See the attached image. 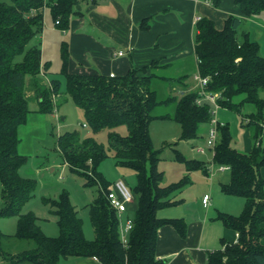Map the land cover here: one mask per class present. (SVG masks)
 <instances>
[{
  "label": "trees",
  "instance_id": "1",
  "mask_svg": "<svg viewBox=\"0 0 264 264\" xmlns=\"http://www.w3.org/2000/svg\"><path fill=\"white\" fill-rule=\"evenodd\" d=\"M223 0H211L217 8ZM245 17L264 13V0H234ZM78 0H11L0 2V217L18 218V240L32 242L34 247L17 254L6 252L3 243L7 235L0 231V256L3 264H60L62 259L97 258L101 264H165L157 258L159 230L174 227L185 238L188 224L184 218L163 219L159 212L176 204L173 199L183 184L162 186L163 174L158 171L161 151L153 150L150 126L155 120H172L182 127V139L194 141L201 137V126L213 118L209 103L198 105L197 88L187 85L188 76L166 77L157 70L158 63L143 68L132 67L122 76L111 77L95 73L70 71V52L64 43L61 48V74L73 102L85 116L89 128L97 133L107 128L126 125L128 135L112 132L109 149L120 165L133 169L137 184L130 187L137 209L129 242L124 245L120 234L117 211L111 206L108 193L110 183L100 172V164L108 157L103 144L94 139L81 141L75 132L58 137V148L71 171L85 180L88 187H98L97 198L89 205L95 239H86L83 221L69 194L63 192L58 200L46 199L55 208L60 235L48 236L38 225L32 212H23L37 189L34 179L20 174L29 160L18 151L19 129L26 124L31 96L34 92L38 111L52 114L55 97L61 82L52 79L44 84L43 75L49 63L43 62L40 44L30 45L45 25V10L50 9L56 25L66 30L75 13ZM245 19L231 15L223 29L214 21L202 18L197 22L195 53L197 72L209 77L207 91L219 93V105L236 111L245 118V127L252 131L254 146L242 153L232 146L229 125L218 126L219 140L214 162L230 166L231 181L223 185V192L245 198V210L239 217L218 212L215 220L238 233V240H222L223 248L210 252L204 264H264V55L257 41L242 27ZM159 71V72H158ZM171 83L162 96L157 82ZM242 97L239 101L236 98ZM174 105L171 113L157 114V109ZM245 104H252L255 112L243 115ZM189 171L204 170L206 163L179 156ZM148 164L151 172L148 173ZM2 203V205H1Z\"/></svg>",
  "mask_w": 264,
  "mask_h": 264
},
{
  "label": "crops",
  "instance_id": "2",
  "mask_svg": "<svg viewBox=\"0 0 264 264\" xmlns=\"http://www.w3.org/2000/svg\"><path fill=\"white\" fill-rule=\"evenodd\" d=\"M231 15L244 18L245 23L251 22L252 29L249 33L252 40L258 42L264 37L261 31L264 13L258 17H245L234 0H223L221 6L217 8L212 5L211 0H78L75 13L71 16L70 26L66 30L56 25L50 9L47 8L42 57L44 63H49V70L44 73L43 82L49 85L52 80L49 76L52 68L49 49L53 45L60 48L62 68L61 48L66 43L70 52L71 72L106 76L114 73L116 76H122L126 75L132 67L143 68L157 62L159 67L157 70L164 72L162 76L175 78L188 76L187 85L197 88L195 81V76L198 74V59L195 53L197 22L202 18H208L221 30ZM120 53L123 54L120 55ZM58 73L61 74V69ZM162 82L166 80L162 79ZM59 94L55 97L57 101ZM28 95H34V92H29ZM250 105L253 109H249L247 115L255 112V107ZM48 115L51 114L38 111L36 101L35 109L28 115L26 124L19 129L18 151L20 154L30 159L40 153V150H36L35 139L39 138L43 132H47ZM55 116L59 118L57 113ZM191 145L194 147L195 143L192 142ZM253 146L254 142L250 144L248 141L245 145L246 153L251 152ZM57 150L64 161V165H59L57 168L68 166L59 148ZM36 165L40 174L49 169L47 164L41 162ZM229 171L218 170V174L223 176ZM261 174L264 177V168ZM214 175L215 172L213 176L207 174L211 177V181ZM218 179L221 184L225 178ZM212 193L210 206L206 208L210 210L206 214L177 216V218H184L188 224V234L185 238L170 225L159 230L157 248L159 260L165 261V264H204L210 252L223 248L222 240L229 243L237 242L238 233L214 219L217 210L228 212L224 210L228 197H222L218 191ZM239 205L238 207H241V202ZM136 209L137 201L129 205V211L135 212ZM161 217L173 216L163 213ZM5 241L3 249L6 252L17 254L23 251H11L10 248H6ZM262 242L264 244V239ZM65 260L67 262L72 260L70 264H101L95 258Z\"/></svg>",
  "mask_w": 264,
  "mask_h": 264
},
{
  "label": "rangeland",
  "instance_id": "3",
  "mask_svg": "<svg viewBox=\"0 0 264 264\" xmlns=\"http://www.w3.org/2000/svg\"><path fill=\"white\" fill-rule=\"evenodd\" d=\"M11 4V0H0ZM264 22V17L262 18ZM262 32L264 33V23ZM251 22H246L242 27L244 30L250 31ZM43 44V32L39 34L30 45ZM261 46L262 54L264 55V37L258 41ZM48 53L52 58V68L49 76L52 79L60 80V94L58 101L55 100V109L57 111L48 115V121L46 122V133H42L39 138L35 139L37 142L36 150H40L37 156L30 158L20 169V174L29 179H34L37 182V189L33 198L24 206L23 212H32L37 217L38 225L41 227L50 237H58L60 235V228L58 225V217L55 214V208L51 204L46 202V199L58 200L63 192L69 194L72 204L77 208L79 216L83 221L84 234L87 240L93 241L95 239V232L91 222V216L89 211V205L97 198L98 187H88L85 185V180L82 176H79L71 171V169L65 165L64 168H57V166L64 165L63 159L58 153L57 141L61 134L66 132H75L80 137L81 141L86 139H94L100 144H103L108 151V157L100 164V172L110 182L114 183L119 179H123L129 187H134L137 184L136 172L129 168L120 165L119 161L115 157L113 151L109 149V137L112 132L120 134L125 137L128 135V129L126 125H120L115 128H107L100 132H93L85 121L83 111L76 106L70 97L67 90V82L65 77L61 75V60H60V48L58 49L54 45L49 49ZM172 71V70H170ZM159 72V71H158ZM168 72V71H166ZM164 72H161L162 74ZM161 95L164 96L170 88L169 82H157ZM33 92L31 87H28V93ZM264 97V91L261 93ZM30 109L34 110L36 101L31 95ZM242 97L236 98L239 101ZM249 109L253 107L249 104H245L243 108V115L249 113ZM174 111V105L164 106L155 113L164 114ZM58 114L59 118H56L55 114ZM216 117V116H215ZM65 118V120H62ZM217 120L222 124H227L230 127L233 142L232 146L239 152L246 153L245 145L248 143L253 144L252 131L250 128L245 127L246 119L236 111L221 108L219 114H217ZM209 124L201 126V137L194 141H187L182 139V127L172 120H155L150 126V134L153 141V150L161 151L160 161L157 169L163 174L162 186H170L173 184H183L182 188L176 193L173 202H177L174 205L163 208L159 212V217L164 214L173 216L171 218H177V216H183L189 214V216H197L206 214L209 210L203 207L202 200L205 195H212V192L218 191L219 195L227 198L224 204V210H217L218 212L227 213L239 217L245 210L246 200L243 197L229 195L223 192V185H227L231 181V171L225 175L220 176L218 174L219 164H214L215 175L213 181L211 177L207 176L204 170H192L189 171L184 162L179 159V156L184 157L186 160L198 159L206 163L207 168L211 167V161L213 160V151L207 148L206 154H199L196 151V147L205 144V139L209 130ZM39 142V143H38ZM195 143L194 147L191 143ZM41 162L48 165V170H44L42 174L37 171V163ZM148 173L151 172V165L148 164ZM209 174V173H208ZM219 177H224L221 184L218 182ZM2 192V184L0 183V195ZM136 203V200L133 201ZM241 202V207L239 203ZM2 205V203H1ZM212 209V208H211ZM215 210V209H213ZM217 212V214H218ZM234 212L236 214H234ZM134 211H126L124 213V219L126 217L132 218ZM164 218L163 219H171ZM179 218V217H178ZM215 219V218H214ZM18 230V218L12 217H0V231L7 235L5 241L6 248H10L11 251H24L30 250L34 247L32 242L25 240H18L14 236ZM8 245V246H7ZM7 250V249H6ZM20 253V252H19ZM72 259V258H71ZM72 260H62L61 264H70ZM0 264H3V260L0 256ZM20 264H34L29 261L21 262Z\"/></svg>",
  "mask_w": 264,
  "mask_h": 264
},
{
  "label": "built area",
  "instance_id": "4",
  "mask_svg": "<svg viewBox=\"0 0 264 264\" xmlns=\"http://www.w3.org/2000/svg\"><path fill=\"white\" fill-rule=\"evenodd\" d=\"M123 53H120L122 55ZM111 77H115V74H110ZM209 77H202L199 73L195 76V81L197 83V89L199 91V96L196 100L198 105H203L204 103H209L212 106V114L213 118L209 123V130L207 134V138L204 145H200L196 147V151L200 154H206L207 148L212 149L213 151V160L211 161V167L208 168V172L210 176L214 174V156H215V148L219 140V130L218 126L220 122L217 120V113L221 109L219 105V99L221 95L219 93H212L207 91V86L209 83ZM216 116V117H215ZM219 171H227L230 170V166L228 165H220ZM108 199L111 206L117 211L119 221H120V234L121 240L124 245H127L129 242V234L134 226L133 217H126L124 219V213L128 210L129 205L134 201L133 193L128 186V184L123 180L119 179L113 183L110 192L108 193ZM211 197L209 195H205L202 202L205 208L210 206ZM98 260L97 258H95Z\"/></svg>",
  "mask_w": 264,
  "mask_h": 264
}]
</instances>
